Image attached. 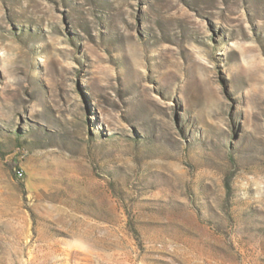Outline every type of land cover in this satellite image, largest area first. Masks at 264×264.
<instances>
[{
	"label": "rangeland",
	"instance_id": "1",
	"mask_svg": "<svg viewBox=\"0 0 264 264\" xmlns=\"http://www.w3.org/2000/svg\"><path fill=\"white\" fill-rule=\"evenodd\" d=\"M0 264H264V0H0Z\"/></svg>",
	"mask_w": 264,
	"mask_h": 264
},
{
	"label": "built area",
	"instance_id": "2",
	"mask_svg": "<svg viewBox=\"0 0 264 264\" xmlns=\"http://www.w3.org/2000/svg\"><path fill=\"white\" fill-rule=\"evenodd\" d=\"M17 174H18L19 177H23V176H24V170L19 169V170L17 171Z\"/></svg>",
	"mask_w": 264,
	"mask_h": 264
}]
</instances>
